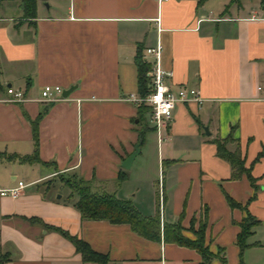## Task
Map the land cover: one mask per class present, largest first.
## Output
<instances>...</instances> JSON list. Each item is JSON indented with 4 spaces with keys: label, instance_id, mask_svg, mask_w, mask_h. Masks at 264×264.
<instances>
[{
    "label": "crops",
    "instance_id": "obj_1",
    "mask_svg": "<svg viewBox=\"0 0 264 264\" xmlns=\"http://www.w3.org/2000/svg\"><path fill=\"white\" fill-rule=\"evenodd\" d=\"M260 4L54 0L45 8L36 0L32 17L22 0H0V189L26 184L16 198L0 196L3 264H96L83 262L62 233L106 256L108 264H203L196 250L164 242L165 224H179L189 240L205 224L204 246L213 255L221 251L209 264H264ZM158 45L162 67L172 72L170 90L196 89L201 99L178 104L161 134L150 113L140 121V105L126 100L139 97L136 56L150 67L154 58L146 50ZM45 86L74 90L47 103L40 99ZM8 88L22 92L24 101L2 102ZM37 120L41 163H21L34 152L31 123ZM141 131L140 152L125 170L121 164ZM214 139L229 140L226 149L240 154L255 187L245 175L230 178ZM119 173L125 179L117 184ZM70 175L131 201L145 217L158 213L160 240L141 237L127 224L83 220L77 195L61 180ZM226 196L238 206L230 207ZM248 214L257 224L240 249L239 224Z\"/></svg>",
    "mask_w": 264,
    "mask_h": 264
},
{
    "label": "trees",
    "instance_id": "obj_2",
    "mask_svg": "<svg viewBox=\"0 0 264 264\" xmlns=\"http://www.w3.org/2000/svg\"><path fill=\"white\" fill-rule=\"evenodd\" d=\"M264 4V0H261ZM22 6L25 13L30 14L32 17L35 15L36 0H22ZM135 65L138 69V96L144 98L151 90V81L146 75L150 69L149 65L145 63L139 56L135 58ZM140 114L139 120L141 121L142 113H150L151 109L144 105L138 106ZM32 136L34 141V152L32 155L20 159L21 163L34 164L41 163L38 157V120L31 123ZM140 139L143 140V131L140 132ZM229 140L214 139L213 143L216 145L217 155L231 167V179L237 180L245 175L250 184L255 187V180L251 176L249 169L244 167V161L238 152H230L226 149V144ZM5 157L0 154V160ZM14 156L10 157L13 159ZM125 179L123 173L118 174L117 184ZM62 183L78 197L75 203V208L83 220H105L111 224H127L131 230L137 235L149 240L159 241L161 237L160 220L158 213L153 217H145L134 207L131 201H122L117 199L112 194L105 192H98L94 190L91 181H86L77 175H70L68 177H61ZM227 203L230 207H237L231 198L226 196ZM257 224L249 214L239 224L240 233L237 237V245L240 249L246 247L245 239L252 234L253 227ZM204 231L205 224H200L197 231L194 232L197 237L195 240H189L182 235V228L179 224L163 226L162 236L164 242L174 243L180 246H185L196 250L203 260V264H209L214 258L218 257L221 253L219 250L218 255H213L204 246ZM62 233V232H61ZM64 237L68 238L75 246L76 251L81 255L83 262H93L96 264H108V258L102 254L93 251L85 242L77 239L76 237L69 236L62 233ZM5 262V258H0V264ZM222 262L225 260L222 258Z\"/></svg>",
    "mask_w": 264,
    "mask_h": 264
},
{
    "label": "built area",
    "instance_id": "obj_3",
    "mask_svg": "<svg viewBox=\"0 0 264 264\" xmlns=\"http://www.w3.org/2000/svg\"><path fill=\"white\" fill-rule=\"evenodd\" d=\"M146 54L154 58V62L150 66L147 76L151 81L152 90L144 98L130 96L126 100L137 105H147L151 108L149 122L157 130L158 134L165 131L171 122L175 107L180 103L200 102V94L198 90H179L173 93L167 85V81L172 77V72L165 70L161 65V46L149 48ZM261 99L264 100V87H259ZM8 98L3 100L5 103H17L24 101L22 92L8 88L6 90ZM62 88L58 86H45L40 91V99L43 102L53 103L64 100L62 96ZM161 138V136H160ZM26 188V184L18 182L16 187L9 189H0L1 197L16 198L21 191Z\"/></svg>",
    "mask_w": 264,
    "mask_h": 264
},
{
    "label": "water",
    "instance_id": "obj_4",
    "mask_svg": "<svg viewBox=\"0 0 264 264\" xmlns=\"http://www.w3.org/2000/svg\"><path fill=\"white\" fill-rule=\"evenodd\" d=\"M74 90V87H71L69 88L68 90H64L62 92V96L63 98H67L71 93L72 91ZM141 145V139L139 140L138 144L135 145L134 147V151L132 154H130L121 164L122 168L125 169V170H129L131 165H132V162L133 160L135 159V157L139 154L140 152V149H139V146Z\"/></svg>",
    "mask_w": 264,
    "mask_h": 264
},
{
    "label": "rangeland",
    "instance_id": "obj_5",
    "mask_svg": "<svg viewBox=\"0 0 264 264\" xmlns=\"http://www.w3.org/2000/svg\"><path fill=\"white\" fill-rule=\"evenodd\" d=\"M54 0H43V5L45 6V8H47L49 5H50V2H53ZM55 1H57V0H55ZM254 1H257V2H259V3H261V0H254ZM260 6H261V8L264 6V4L263 5H261L260 4ZM24 179H26V178H24ZM155 188L157 189V186H155ZM200 226V225H199ZM199 228V227H198ZM198 230V229H197ZM197 238V237H196Z\"/></svg>",
    "mask_w": 264,
    "mask_h": 264
}]
</instances>
